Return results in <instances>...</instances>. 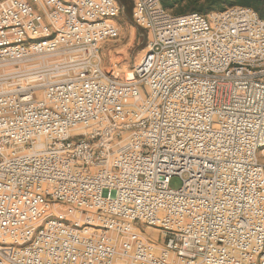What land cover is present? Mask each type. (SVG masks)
I'll return each mask as SVG.
<instances>
[{"label":"built area","instance_id":"1","mask_svg":"<svg viewBox=\"0 0 264 264\" xmlns=\"http://www.w3.org/2000/svg\"><path fill=\"white\" fill-rule=\"evenodd\" d=\"M126 1L149 38L131 74L0 91V264H264V18ZM123 12L0 0V63L92 57Z\"/></svg>","mask_w":264,"mask_h":264},{"label":"rangeland","instance_id":"2","mask_svg":"<svg viewBox=\"0 0 264 264\" xmlns=\"http://www.w3.org/2000/svg\"><path fill=\"white\" fill-rule=\"evenodd\" d=\"M119 2L124 12L115 20L118 26V35L102 43L97 54L90 57L83 53L75 54L69 50H63L57 54L30 53L22 58L9 59L0 63V91L11 88L22 90L43 82L47 84L63 78L74 68L85 69L99 66L107 71L119 72L124 77L131 74L135 65L142 58L149 38L147 31L134 22L132 2L126 0H119ZM181 9L182 6L175 5L171 11L175 15H181L183 14H179ZM36 78H39L40 81H36ZM40 90L39 94L44 90V87ZM262 158L264 159V156ZM172 186L179 188L181 181L174 178ZM142 233L149 242L159 246L162 244L163 235L159 230L143 228Z\"/></svg>","mask_w":264,"mask_h":264},{"label":"trees","instance_id":"3","mask_svg":"<svg viewBox=\"0 0 264 264\" xmlns=\"http://www.w3.org/2000/svg\"><path fill=\"white\" fill-rule=\"evenodd\" d=\"M163 6L171 10L175 5L182 6L179 14L198 12L206 14L212 11L224 10L230 6H246L253 8L264 18V0H161ZM187 12V13H186ZM182 15V14H181Z\"/></svg>","mask_w":264,"mask_h":264},{"label":"bare ground","instance_id":"4","mask_svg":"<svg viewBox=\"0 0 264 264\" xmlns=\"http://www.w3.org/2000/svg\"><path fill=\"white\" fill-rule=\"evenodd\" d=\"M35 80H36V81H40V79H39V78H36Z\"/></svg>","mask_w":264,"mask_h":264}]
</instances>
